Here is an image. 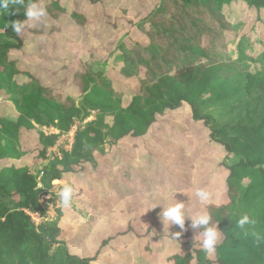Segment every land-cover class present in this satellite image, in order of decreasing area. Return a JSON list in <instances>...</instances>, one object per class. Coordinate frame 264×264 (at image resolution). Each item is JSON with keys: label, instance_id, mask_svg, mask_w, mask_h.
I'll return each mask as SVG.
<instances>
[{"label": "trees", "instance_id": "obj_1", "mask_svg": "<svg viewBox=\"0 0 264 264\" xmlns=\"http://www.w3.org/2000/svg\"><path fill=\"white\" fill-rule=\"evenodd\" d=\"M41 1L47 17L34 30L39 34L38 55L53 43L61 48L55 57V69H61L62 59V70L72 75L71 82L82 96L79 106L62 88L45 86L32 74L23 62L33 57L35 45L9 26L12 21L27 19L24 13L30 2ZM66 3L9 0V14L0 10V97L3 102L21 100L23 110L16 121L0 116V134L12 143L26 135L31 138L30 132H36L38 141L52 145L57 136L38 134L34 123L68 132L77 119L94 117L78 129L72 151L56 158L43 171L42 187L27 170L6 167L0 173V194L10 195L7 202L0 198V264H98L106 251H119L126 235L116 233L104 239L93 256L77 253L69 241L62 240L59 219L37 224L31 214L46 216L41 198L55 188V180H63L69 174L88 173L87 178L94 179L95 191L119 190V195L132 194L137 189L153 188L157 192L171 189L166 187L168 179L173 186L183 183L180 178L184 169L193 164H165L152 154L154 147L163 146L159 142L150 143L151 135L160 134L159 123L167 128V121L174 122L177 117H188L180 126L205 137V150L196 156L202 158L223 150L227 158L238 156L240 161L231 166L220 164L228 173L229 203L186 205L189 212L206 210L211 216L209 226L214 224L222 234L216 252L208 255L200 247L194 248L170 255L169 262L264 264V239L257 242L251 235L244 236L237 227L239 218L247 214L256 221L253 230L264 237V51L258 57L250 55L252 34L239 37L245 23L226 14L228 8L245 4L260 19L264 0H162L143 19L139 5L135 9L124 8L134 14L127 22L128 29L137 27L146 34L148 42L128 37L107 69L75 55L66 56L69 41L65 39L60 18L68 14L75 20L73 25L81 30L86 23L84 15L76 9L68 11ZM120 25L121 21L110 24L112 33L120 31ZM233 44L237 45L234 54L229 52ZM126 80L130 84L135 81L137 87L125 106L122 90L115 82ZM181 142L186 144L185 139ZM124 144L132 145V149L146 145L144 164L133 165L131 154H125L123 149L113 160L105 159L109 148L118 150ZM5 156L2 152L0 158ZM113 162L120 163L115 172L119 179L107 178L106 168H113ZM176 167L183 170L176 173ZM4 174L10 176L3 179ZM9 186L14 187V193L9 192ZM93 227L87 225L88 230ZM185 229L175 240L182 245L191 243L202 231L193 229L191 220L185 222ZM178 231L179 226L171 233Z\"/></svg>", "mask_w": 264, "mask_h": 264}, {"label": "rangeland", "instance_id": "obj_2", "mask_svg": "<svg viewBox=\"0 0 264 264\" xmlns=\"http://www.w3.org/2000/svg\"><path fill=\"white\" fill-rule=\"evenodd\" d=\"M65 1L67 2L68 11L76 9L77 12L84 15L86 20L85 26L81 30L82 28L73 25L75 20L68 14L60 18V25L65 27V39L70 42L67 41L68 52L66 56L75 55L77 58L96 62L100 67L107 69L111 65V61H113L120 45L126 43L128 37L148 42L146 34L137 30V27H129L128 29L127 22L133 19L134 14L124 11V8H134L139 5L138 11L143 19L162 0H99L97 5L89 0ZM226 14L234 21L240 20L245 23L239 37L252 34L254 40H252V46L249 48V54L254 57H258V54L261 55L264 51V10L261 11V15L259 14L261 18L258 19L256 13L245 4H239L228 8ZM120 21L122 22L120 31L116 30L112 33L110 24ZM42 23L34 20L28 21L25 30L22 31L25 38L32 40L33 45H35L32 52L34 62H32L33 57H30L23 63L30 67L32 74L43 85L62 88L79 106L82 96L78 87L71 82L72 75L70 76L62 70V59L59 61L61 69H55L57 61L55 57H58V51L61 48L53 43L48 46L46 51L40 52L41 54L38 55L39 43L36 38L39 37V34H36L34 30L40 27ZM42 38H45V36H42ZM229 49V52L234 54L237 52V45L233 44ZM90 54H93V57ZM110 54H113L110 61L105 62ZM36 57L38 58L35 60ZM54 71L60 72L53 74ZM134 82L132 81V84L128 83L127 80L115 82L118 89L122 90L125 106L131 101L132 90L137 87V83ZM16 100L3 102L1 98L0 116L16 121L23 112L21 100ZM178 118L174 122L167 121V128L162 125L164 123H159L157 127L161 128L159 130L160 134L151 135L152 141L150 143L159 142L163 146V148L154 147L152 149L153 153L152 151L151 153L165 164L177 163L182 166L187 165L186 163L193 164L192 167L187 165L191 169H184V173L180 178L184 180L183 183L173 186L168 179L166 187H171V189L158 192L153 188L150 190L148 188L137 189L132 194L122 193L119 195L121 193L119 190L113 193H108L104 189L101 192L95 191L93 188L94 179L87 178L88 173L65 175L63 180H55L53 182L55 188L50 191L48 196H43L40 200L46 207V216L41 217L30 213L35 223L40 224L43 221L52 222L59 219L63 227L62 240L69 241L77 253L90 256L94 255L104 239L116 233L122 234V236L126 235L119 245L121 249L114 253L106 251L98 264H171L169 262L170 255L184 254L189 250L199 248L193 246L195 239L185 245L172 240L170 238L171 232L177 226L172 225L169 227L167 222L163 224L159 214L163 210V206H170L176 203V200L185 202L189 207L192 204L200 203L195 196L197 189H203L210 194V198L205 204L210 202H215L217 205L229 203L228 173L226 170H222L223 167L220 168V164L226 163L230 166L237 164L240 157L227 158V154L223 150L215 151L207 156L204 155L202 158L196 156L199 152L205 150V137L201 134H195L193 131L191 132L185 126H180L182 121L188 120V117ZM93 120V116L86 120L77 119L68 132H61L57 127L39 126L34 123L38 134L43 132L46 136H57L52 145H47V141H38L39 136L36 132H30L31 138L26 135L23 138L20 137V139L14 140L12 143H9L0 134V155L2 152L6 153L4 158H0V173L6 167L27 170L36 179L38 186L42 187L40 179L43 171L49 168L56 158L61 159L65 153L72 151L78 129L84 128ZM183 139H185L186 144L181 142ZM124 146H121L118 150H112L114 147L109 148L107 150L108 155L104 156L105 159L113 160L117 155H120L121 149H123L125 154L127 152V155H132L130 157L133 165L144 164V157L147 155L146 145L141 144L139 147L137 145L136 149H132V145L124 144ZM100 158L102 157L100 156ZM119 164V162H113V168H106L108 179H114V177L119 179V175L115 173ZM204 164L205 167L200 166ZM182 170L177 168L175 171L179 173ZM98 174L101 175L102 171ZM9 176L10 174H4L3 179H7ZM94 176L97 177V175ZM66 184L73 186L74 194L82 191L73 197V204L70 208H63L59 203L60 190ZM189 187L191 188L189 189ZM7 189L10 193L15 191L13 186H9ZM9 196L0 194V198L4 202L9 201ZM118 212H122V214ZM192 213L194 212H189V214ZM188 220L190 219H186L185 222ZM87 225H93L94 227L92 230H88ZM149 228L151 231H149ZM196 243H199V237L196 238Z\"/></svg>", "mask_w": 264, "mask_h": 264}, {"label": "clouds", "instance_id": "obj_3", "mask_svg": "<svg viewBox=\"0 0 264 264\" xmlns=\"http://www.w3.org/2000/svg\"><path fill=\"white\" fill-rule=\"evenodd\" d=\"M0 10H2L6 15L9 14V0H0ZM26 21L15 20L12 21L9 26L17 33L20 34L25 30L28 21L34 20L38 22H43L47 17V11L43 3L40 2H30L27 5V10L25 11ZM195 196L201 204H205L209 198L210 194L203 190L197 189ZM74 188L71 184H66L59 193V203L63 208H70L73 204ZM160 219L163 224L168 223L169 227L172 225L179 226L181 231L171 233L170 238L172 240H179L185 229L186 219L191 220V227L193 229L201 228L202 231L198 233L199 243H195L193 246L200 247L206 254L213 255L216 252L217 245L221 242L222 234L217 230L216 226L213 224L209 226L211 221V216L206 210L196 211L189 214L188 207L185 202L177 201L176 203L164 207L159 214ZM256 221L250 218L249 215L245 214L239 218L237 222V227L243 230L244 236H253L257 242L264 239L258 232L254 231V226ZM247 226V227H246Z\"/></svg>", "mask_w": 264, "mask_h": 264}, {"label": "crops", "instance_id": "obj_4", "mask_svg": "<svg viewBox=\"0 0 264 264\" xmlns=\"http://www.w3.org/2000/svg\"><path fill=\"white\" fill-rule=\"evenodd\" d=\"M0 99H1V97H0Z\"/></svg>", "mask_w": 264, "mask_h": 264}]
</instances>
